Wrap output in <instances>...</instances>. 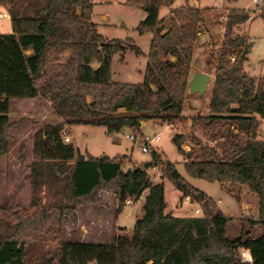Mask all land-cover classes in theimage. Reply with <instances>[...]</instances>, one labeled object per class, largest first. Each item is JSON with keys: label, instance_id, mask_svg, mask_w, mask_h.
Listing matches in <instances>:
<instances>
[{"label": "trees", "instance_id": "1", "mask_svg": "<svg viewBox=\"0 0 264 264\" xmlns=\"http://www.w3.org/2000/svg\"><path fill=\"white\" fill-rule=\"evenodd\" d=\"M174 3H125L146 13L138 27L140 35H153L145 80L134 85L113 82L112 62L127 49L138 56L143 52L132 40H104L91 23L92 0H0L12 28V33L0 34V157L9 153L14 139L9 116L13 100L43 99L68 125L103 127L109 135L124 128L140 131L141 122L181 120L205 17L202 10L188 5L172 9ZM162 8L170 9L164 18H160ZM260 16L264 20V8ZM251 18L244 10L227 14L219 58L208 63L216 71L211 115L205 120L212 146L191 137L205 159L184 163L191 178L246 187L256 196L258 218L248 221L249 231L229 239L231 218L191 187L173 164L163 165L157 153H151L150 164L126 170L125 157L84 156L63 142V124H47L34 132L33 162L27 168L34 212L27 214L18 203L0 209V264H264V141L259 139L264 79L244 73L250 39L237 32ZM121 110L126 113L119 114ZM172 142L187 156L186 136L174 135ZM217 145L221 152L214 148ZM20 160L25 163L22 150ZM158 166L185 199L202 205L203 218L166 214L164 184H154L147 174ZM100 191L114 196L116 218L125 201H138L147 192L143 216L130 235L119 234L125 231L119 229L105 244L58 243L54 251L36 258L30 255L32 242L58 240L65 220L76 227L77 209L102 206ZM254 228L261 229L260 237H253ZM241 249L250 252L252 263L241 260Z\"/></svg>", "mask_w": 264, "mask_h": 264}, {"label": "rangeland", "instance_id": "2", "mask_svg": "<svg viewBox=\"0 0 264 264\" xmlns=\"http://www.w3.org/2000/svg\"><path fill=\"white\" fill-rule=\"evenodd\" d=\"M94 8L91 22L96 25L99 34L105 41L132 40L143 52L142 56L127 49L125 53L115 55L112 62V79L119 84H142L148 64V54L151 48L152 33L140 35L138 27L146 18V13L139 8L125 5L128 0H92ZM190 6L202 10L205 17L204 32L193 54L190 80L197 73L211 76L207 92L204 96L191 94L188 90L182 119L171 123L159 120L146 121L141 130L124 128L115 134H107L106 129L98 126L68 125L66 119L59 117L51 104L43 99L13 100L10 120L14 124L11 135L14 138L9 153L0 157V209L13 205L20 206L27 214L34 212L32 208V191L28 166L33 162V135L37 128L43 125L65 126L64 136L71 138V144L84 156L99 158L107 156L110 159L125 157L126 170L143 167L152 162V154L141 151L137 144L128 137L133 134L140 136H159L160 143L153 146L163 165L171 163L181 177L194 189L210 198L226 216L231 218L226 235L229 239L238 237L242 232L249 231L248 221L258 218V200L246 187L229 184L209 183L191 178L185 171L187 160L205 159L201 148L193 145L191 137H197L203 145L212 146L206 129V119L211 115L209 105L216 81V71L208 66L209 62H217L219 48L224 41L225 26L229 10H244L250 12L251 20L237 32L250 39V53L244 66V73L256 79H264V20L260 10L264 8V0L255 3L254 0H175L172 9ZM0 6V11H1ZM170 9L162 8L160 18L166 17ZM12 33L8 21L0 22V34ZM174 60V59H172ZM97 67L96 65L94 66ZM90 101V98H88ZM234 104L233 108H237ZM124 110L119 114H125ZM259 139L264 141V119H260ZM237 126L234 130L237 131ZM186 136L183 150L187 156L179 153L172 142L174 135ZM63 136V142H64ZM242 137H244L242 135ZM245 140L243 139V142ZM23 148V149H22ZM219 150L220 145L214 146ZM21 150L25 163L20 160ZM220 150L219 152H221ZM163 167L158 166L147 171L154 184L162 183L165 187L166 214L176 218H203L204 209L197 200H186L183 192L164 175ZM45 187L40 194L41 203H45ZM147 192L132 204L124 205L122 211L115 217V198L112 194L100 191L102 206L86 205L77 209V226L73 227L68 220L62 224L58 240H40L29 245V253L33 258L54 251L58 243H91L105 244L110 241L118 228L131 234L137 219L143 215V204ZM200 208L202 213L195 214ZM262 235L259 228L253 229V237Z\"/></svg>", "mask_w": 264, "mask_h": 264}, {"label": "built area", "instance_id": "3", "mask_svg": "<svg viewBox=\"0 0 264 264\" xmlns=\"http://www.w3.org/2000/svg\"><path fill=\"white\" fill-rule=\"evenodd\" d=\"M254 1H255V3H259L260 2V0H254ZM128 138L131 141H133L135 144H137L138 147L141 149V151L143 153H146V154L153 153L154 152L153 146L155 144L160 143V141H161V138L159 136H148V135H145V134H141L140 136H138L136 134H133V135H131ZM70 142H71V138L68 135H65L64 136V143L68 144ZM186 200H191V198L188 197V198H186ZM132 202H133V200L130 199V200L125 201L124 204L125 205H130V204H132ZM201 213H202V211L200 209H196L195 210V214L196 215H199ZM240 256H241V260L244 263H252L251 254H250V252L248 250L241 249L240 250Z\"/></svg>", "mask_w": 264, "mask_h": 264}, {"label": "water", "instance_id": "4", "mask_svg": "<svg viewBox=\"0 0 264 264\" xmlns=\"http://www.w3.org/2000/svg\"><path fill=\"white\" fill-rule=\"evenodd\" d=\"M211 76L206 73L195 74L188 84V90L191 94H199L204 96L207 92ZM143 123V122H141Z\"/></svg>", "mask_w": 264, "mask_h": 264}, {"label": "crops", "instance_id": "5", "mask_svg": "<svg viewBox=\"0 0 264 264\" xmlns=\"http://www.w3.org/2000/svg\"><path fill=\"white\" fill-rule=\"evenodd\" d=\"M2 21H8L9 23H10V25H11V21H10V17H9V15H8V12H7V9L6 8H4V7H1V11H0V22H2ZM92 23V22H91ZM31 52H28V54H30ZM97 68V67H96ZM33 100H35V99H33ZM13 102V101H12ZM10 115H11V112H10ZM9 115V116H10ZM141 125H145V122H143V123H141ZM198 209H200V208H198ZM201 210V209H200ZM143 216V215H142ZM194 216H190L189 218H193ZM138 220V219H137ZM257 220V219H256ZM118 229H120V228H118ZM128 232L127 231H123V232H119V234H121V235H129V234H127Z\"/></svg>", "mask_w": 264, "mask_h": 264}]
</instances>
